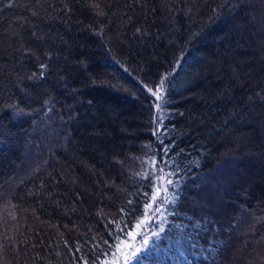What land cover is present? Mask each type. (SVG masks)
I'll list each match as a JSON object with an SVG mask.
<instances>
[{"label":"trees","instance_id":"1","mask_svg":"<svg viewBox=\"0 0 264 264\" xmlns=\"http://www.w3.org/2000/svg\"><path fill=\"white\" fill-rule=\"evenodd\" d=\"M263 47L264 0H0V264H264Z\"/></svg>","mask_w":264,"mask_h":264},{"label":"snow or ice","instance_id":"2","mask_svg":"<svg viewBox=\"0 0 264 264\" xmlns=\"http://www.w3.org/2000/svg\"><path fill=\"white\" fill-rule=\"evenodd\" d=\"M96 7H99V5H96ZM98 15L100 13H97ZM42 68H47V65H41ZM43 75V73H41V76ZM153 95L157 97V99H160V95L156 92H153ZM159 107V106H157ZM161 172H163V169L160 170ZM161 180H165V177L162 175L160 177ZM168 184H172L173 181L171 179H167L166 181ZM160 189L157 188V192H159ZM163 191L164 193H168V189L165 187L163 188ZM152 201L155 202L157 201V196L156 194H154L152 196ZM174 194H173V201L171 202H174ZM162 202L163 203H168L170 202L169 199H168V196L165 195L163 198H162ZM152 208V204L151 203H148L146 205V210L147 209H151ZM159 204L157 205V208L155 209V211H159ZM141 224L142 222H137L136 224V228L137 229H140L141 228ZM160 231L162 232L163 231V228L161 227L160 228ZM138 234V233H129V235L132 236V239L135 240V235ZM158 235V234H157ZM143 236H144V239L140 242L141 244L143 245H146L148 244V234L147 233H143ZM115 248H116V251L113 252L112 254V260L109 261V262H106V264H119V261L121 258H123V261H124V264H128V261L131 259V258H135V260L138 262L141 257L140 256H137V252H140V247L139 246H135L134 244L132 243H129L127 240H124V241H118L117 244L115 245ZM117 253H119V255H117Z\"/></svg>","mask_w":264,"mask_h":264},{"label":"rangeland","instance_id":"3","mask_svg":"<svg viewBox=\"0 0 264 264\" xmlns=\"http://www.w3.org/2000/svg\"><path fill=\"white\" fill-rule=\"evenodd\" d=\"M264 48V47H263ZM260 59H264V56L262 57V56H260ZM261 122V121H260ZM261 123H263V125H264V117H263V120H262V122ZM260 124V123H259ZM258 128H259V131H260V136H261V138L263 137L264 138V131H262L263 129H262V125L260 124V125H258ZM262 138V141H264V139ZM263 144H264V142H262ZM234 182L232 183V185L234 186ZM236 185V184H235ZM8 198H9V196H4L3 197V199H2V202L0 203V205L2 204V203H4V202H6V201H8ZM8 210H9V205H1L0 206V215H1V217L3 218V215H5L4 217H5V221H6V213L8 214ZM2 212V213H1ZM6 223H8V222H6ZM8 224H10V223H8ZM11 227V226H10ZM17 230H18V226L13 230V232L15 233V232H17ZM12 232V233H13ZM15 235H16V233L14 234V237H15ZM12 239H13V237H12ZM8 253H10L9 251H8ZM118 255H119V253H118ZM3 259V258H2ZM5 259V258H4ZM254 261L256 262V263H260V264H262V260H258L257 258H254Z\"/></svg>","mask_w":264,"mask_h":264}]
</instances>
